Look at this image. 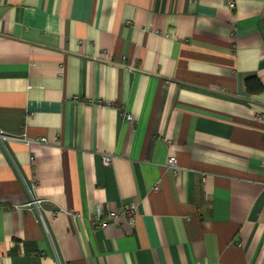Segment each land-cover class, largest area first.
<instances>
[{
  "label": "crops",
  "instance_id": "obj_1",
  "mask_svg": "<svg viewBox=\"0 0 264 264\" xmlns=\"http://www.w3.org/2000/svg\"><path fill=\"white\" fill-rule=\"evenodd\" d=\"M0 264H264V0H0Z\"/></svg>",
  "mask_w": 264,
  "mask_h": 264
},
{
  "label": "built area",
  "instance_id": "obj_2",
  "mask_svg": "<svg viewBox=\"0 0 264 264\" xmlns=\"http://www.w3.org/2000/svg\"><path fill=\"white\" fill-rule=\"evenodd\" d=\"M231 7H235L234 1H231ZM126 120L129 123L133 122V117L131 114H126ZM45 139H41L38 142H45ZM113 157L110 155H105L103 158V162L105 166H110L112 164ZM167 167L173 172L175 176H177L180 172H182L183 169L178 164V160L175 157H172L169 159ZM40 202H37L36 204H39ZM138 216V207L136 203H133L131 205H128L121 209L120 211H114L109 213H102L101 211H97L94 217L91 219L93 226L96 228H102L106 229L109 227L110 223L112 221H115L117 219L124 218L126 219L131 225H134L136 223V219Z\"/></svg>",
  "mask_w": 264,
  "mask_h": 264
},
{
  "label": "trees",
  "instance_id": "obj_3",
  "mask_svg": "<svg viewBox=\"0 0 264 264\" xmlns=\"http://www.w3.org/2000/svg\"><path fill=\"white\" fill-rule=\"evenodd\" d=\"M254 83H256V85H257V90L258 91H262L263 86H262V84L260 83V81L258 79H249V80H247L246 85H247L248 90L249 91H253Z\"/></svg>",
  "mask_w": 264,
  "mask_h": 264
},
{
  "label": "rangeland",
  "instance_id": "obj_4",
  "mask_svg": "<svg viewBox=\"0 0 264 264\" xmlns=\"http://www.w3.org/2000/svg\"><path fill=\"white\" fill-rule=\"evenodd\" d=\"M37 203V202H36ZM111 212H114V211H111ZM109 213V212H108ZM117 220H119V219H117ZM117 220H115V221H117ZM115 221H112L111 223H110V225L112 224V223H114ZM109 225V226H110ZM107 229V228H106Z\"/></svg>",
  "mask_w": 264,
  "mask_h": 264
}]
</instances>
